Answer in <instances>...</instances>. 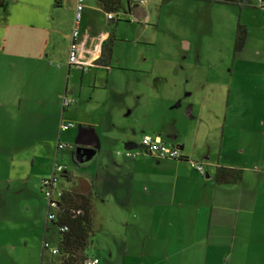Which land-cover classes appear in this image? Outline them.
Listing matches in <instances>:
<instances>
[{
    "label": "crops",
    "instance_id": "obj_1",
    "mask_svg": "<svg viewBox=\"0 0 264 264\" xmlns=\"http://www.w3.org/2000/svg\"><path fill=\"white\" fill-rule=\"evenodd\" d=\"M185 1L207 12L203 31L214 33L217 25L222 26L232 63L230 68L210 66L196 70L193 78L196 83L193 82L191 91L194 99L186 112L195 122L188 134L191 146L185 142V132L180 129H168L167 138L157 134L164 142L178 146L184 157L201 163L204 174L198 173L187 161L163 160L136 151L134 157L124 153L123 164L119 151H116V160L102 162L94 179L91 178L101 191L100 203L103 205L105 200L112 199L117 204H127L128 212L121 227L120 224L115 227L108 215L110 225H107L105 213H101L99 220L91 202L95 235L93 250L86 256L98 258V264H264V10L261 0H239L233 4ZM75 2L0 0V132L6 139H49L50 135L54 138L56 132L58 135L63 132L59 130L61 123L71 122L65 120L64 113L77 101L73 94L79 69L67 62ZM120 4L118 10L123 14L118 18L132 19L128 13L137 12L132 1L120 0ZM146 5L138 6L146 13ZM217 11L223 17V25L215 18ZM145 20H149L147 15ZM118 21L106 18L99 0H85L81 22L83 60L98 59L102 43L108 37L112 42L115 40L114 25ZM238 23L246 28V41L243 49L234 53ZM98 32L105 34V38L93 46L90 38ZM184 44L191 46L186 41ZM113 45L109 66L94 63L90 66L110 67ZM90 66L89 70H80V86L91 77V70L95 68ZM152 69L155 83L168 82L169 71L162 74L157 67ZM91 79L96 86L95 76ZM63 96L72 98L68 106H63ZM85 127L96 133V124ZM131 134H135L133 129ZM139 143L127 140L125 144H134L135 147L128 149L132 150ZM28 145L15 144L10 149L17 150V146L24 150ZM99 148L98 137L96 154L89 162L96 158ZM218 168L235 170L238 178L218 183L215 178ZM88 179L80 178L75 186L83 183L84 190ZM23 201H8L9 206L5 204L0 216L3 222L0 264H59L57 255L43 247L44 241L50 244L54 240L50 237L46 216L41 229V220L34 211L23 216V209L20 211ZM26 222L31 226L27 227Z\"/></svg>",
    "mask_w": 264,
    "mask_h": 264
},
{
    "label": "rangeland",
    "instance_id": "obj_2",
    "mask_svg": "<svg viewBox=\"0 0 264 264\" xmlns=\"http://www.w3.org/2000/svg\"><path fill=\"white\" fill-rule=\"evenodd\" d=\"M145 10L148 21L145 18L138 21L117 18L119 21L113 27L115 40L111 66H90L95 68L91 70V77L95 76L96 86L89 76L80 86L81 72L77 70L73 94L77 101L67 107L68 112L64 113L65 120L71 121L75 127L59 135L56 132L55 137L51 138L50 135L49 139H6L0 132V216L5 204L9 206L8 201L13 203L24 200L20 205L23 216L34 211L41 220L39 223L42 229L46 202L41 193V182L52 176L56 164H62L65 169L59 174L58 187L71 190L80 178H90L88 185L91 202L97 209L93 210L94 215L98 212L97 218L100 220L101 213H105L104 222L107 225L113 221L115 227L119 224L121 227L123 217L128 212L127 204H117L112 199L105 200L103 205L100 203L101 191L91 180L99 165L116 160V151L120 152V158L124 160L122 164L125 163V143L127 140L140 142L144 133L165 135L168 129H180L185 132V142L191 146L188 134H191L195 122L186 112L194 99L191 91L194 88L193 82H196L193 78L196 70L210 66L230 68L232 60L229 58L230 47L227 45L226 33L219 25L214 33L203 31V20L208 16L207 12L198 10L196 5L187 4L185 0H150ZM215 18L219 19L220 24L223 22L218 11ZM102 35V32L97 33L98 42ZM184 41L191 43V46L187 47ZM156 67L162 74L170 72L167 83L154 82L152 68ZM101 83L104 86L99 87ZM67 89L70 95L71 82ZM94 124L100 148L93 161L81 166L74 157L79 133L85 125ZM132 129L135 134H131ZM165 136L169 137L167 133ZM21 143H28L29 147L24 150L17 146V150L10 149ZM59 143L64 147L58 148ZM138 149L137 144L132 151ZM189 160L193 159L187 158L186 161L189 163ZM87 174L90 176L86 177ZM19 189L22 190L20 194L17 193ZM115 211L119 214L116 215ZM1 224L3 222L0 220V227ZM26 226H31V223L26 222ZM47 226L50 237L54 239L50 242L53 246L59 234L50 222ZM92 242L93 237L85 250L87 255L93 250Z\"/></svg>",
    "mask_w": 264,
    "mask_h": 264
},
{
    "label": "trees",
    "instance_id": "obj_3",
    "mask_svg": "<svg viewBox=\"0 0 264 264\" xmlns=\"http://www.w3.org/2000/svg\"><path fill=\"white\" fill-rule=\"evenodd\" d=\"M104 10H117L120 7V0H99ZM216 4L239 3V0H206ZM264 10V0L260 1ZM240 5V4H239ZM246 41V28L238 23L236 27L233 52L241 51ZM112 40L110 37L102 43L101 54L94 64L109 66L112 53ZM76 159V153L74 154ZM182 157L181 161H186ZM78 163V161L76 160ZM218 183H228L238 178L237 172L232 169L218 168L215 174ZM83 183L71 190H63L58 203L56 220L49 221L57 228L58 239L56 247L59 264H84L86 259L85 250L90 245L95 229L92 223L93 211L91 205L90 185L83 190Z\"/></svg>",
    "mask_w": 264,
    "mask_h": 264
},
{
    "label": "built area",
    "instance_id": "obj_4",
    "mask_svg": "<svg viewBox=\"0 0 264 264\" xmlns=\"http://www.w3.org/2000/svg\"><path fill=\"white\" fill-rule=\"evenodd\" d=\"M132 2L137 3L138 5H146L150 0H131ZM85 6V0H76L73 12V20L71 24V32H70V45L68 50V65L74 66L79 70H85L91 63H94L95 60H83L81 53L83 50V42L81 37V22L83 18V11ZM123 14L122 10H105V15L108 20L117 19L119 16ZM131 20H135L132 18ZM105 34H103L99 38V42L96 36H92L90 38L93 46L98 45L104 38ZM63 106H68L72 100L63 96L62 98ZM75 125L72 122L61 123L59 126L60 131H66ZM139 149L136 152H141L147 155H153L159 159L163 160H181L183 155L181 154L180 148L176 145H171L162 140L159 134L150 135L144 134L140 143L138 144ZM62 144H58V148H63ZM73 147V146H70ZM125 155L127 157H134L135 154L132 150H126ZM189 164L192 168H194L198 173L204 174V167L201 163L189 160ZM64 165L56 164L50 178H45L41 182V193L44 196L46 202V220L55 221L56 220V212L58 209V203L63 193V189L58 187L59 174L64 172ZM264 175V168L262 169ZM43 247L50 249L52 254H57V247H50L49 242L44 241ZM99 259L96 257H86L84 264H98Z\"/></svg>",
    "mask_w": 264,
    "mask_h": 264
},
{
    "label": "water",
    "instance_id": "obj_5",
    "mask_svg": "<svg viewBox=\"0 0 264 264\" xmlns=\"http://www.w3.org/2000/svg\"><path fill=\"white\" fill-rule=\"evenodd\" d=\"M127 7L129 8V3H128ZM137 11H139L140 15L134 16L135 20H131V21L144 20V18L146 16L144 8L138 6ZM90 144L93 145V149H91V150L86 149L85 147L87 145H90ZM97 146H98V137H97L96 133L94 132V130L89 129L87 127H83L80 130L79 139H78V142H77L76 148H75L76 160L78 161V163L84 162L83 156L85 154L92 158V155L96 154ZM125 146H126L127 150L135 147L134 144H132L130 146L129 145H125ZM91 158H89V161L91 160Z\"/></svg>",
    "mask_w": 264,
    "mask_h": 264
},
{
    "label": "flooded vegetation",
    "instance_id": "obj_6",
    "mask_svg": "<svg viewBox=\"0 0 264 264\" xmlns=\"http://www.w3.org/2000/svg\"><path fill=\"white\" fill-rule=\"evenodd\" d=\"M133 3V5H134V10L135 11H137V7H138V4H136L135 2H132ZM138 14H140L139 13V11H137L136 12V14L134 13V14H131L130 12L128 13V15H130V17H132V18H134V16L136 15H138ZM75 148H76V146H75ZM86 149H88V150H91V149H93V145H87L86 147H85ZM92 154V153H91ZM89 158H91V157H89V156H87L86 154L83 156V160H84V162L83 163H79V165H81V166H84V165H86V164H88V162H89ZM80 180V179H79Z\"/></svg>",
    "mask_w": 264,
    "mask_h": 264
}]
</instances>
